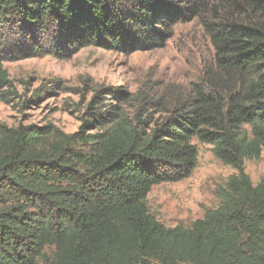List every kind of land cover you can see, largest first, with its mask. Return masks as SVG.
I'll return each instance as SVG.
<instances>
[{
    "label": "trees",
    "instance_id": "16d2710c",
    "mask_svg": "<svg viewBox=\"0 0 264 264\" xmlns=\"http://www.w3.org/2000/svg\"><path fill=\"white\" fill-rule=\"evenodd\" d=\"M194 21L214 55L187 88H107L70 134L0 123V264H264V179L244 171L264 149V0H0V101H20L3 67L10 33L28 54L68 59L162 48ZM193 140L237 173L217 207L167 228L147 197L191 176Z\"/></svg>",
    "mask_w": 264,
    "mask_h": 264
},
{
    "label": "rangeland",
    "instance_id": "374dc122",
    "mask_svg": "<svg viewBox=\"0 0 264 264\" xmlns=\"http://www.w3.org/2000/svg\"><path fill=\"white\" fill-rule=\"evenodd\" d=\"M7 38L11 42L3 52L8 58L3 67L20 101L10 105L0 101V123L8 127L52 124L67 134L78 131L88 105L108 102L101 99L107 97L105 89L134 94L146 83L157 91L161 84L187 88L214 55L210 39L197 21L174 25L162 48L129 54L85 47L68 59L55 54L33 56L18 47L23 46L20 37L10 33ZM33 91L38 102L20 109L21 101ZM193 144L198 158L191 176L154 186L147 197L149 212L167 228L188 226L217 207L216 189L237 173L215 158L211 145L197 140ZM244 171L254 185L264 179V149L260 159L245 161Z\"/></svg>",
    "mask_w": 264,
    "mask_h": 264
}]
</instances>
